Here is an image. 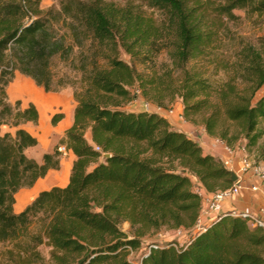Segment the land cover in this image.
I'll use <instances>...</instances> for the list:
<instances>
[{
  "label": "trees",
  "instance_id": "1",
  "mask_svg": "<svg viewBox=\"0 0 264 264\" xmlns=\"http://www.w3.org/2000/svg\"><path fill=\"white\" fill-rule=\"evenodd\" d=\"M145 1L163 20L133 3L61 0L59 10H44L41 0H0V264H264V232L245 216L227 214L197 232L204 205L194 180L208 193L230 188L232 172L223 162L166 116L123 108L134 87L158 103L179 97L184 119H200L208 136L231 147L240 139L247 148L258 146L264 95L255 97L264 88V43L241 54L237 67H225V78L221 66L209 75L192 63L214 49L210 10L264 14V0ZM162 52L172 68L146 79L137 64L154 65ZM56 57L80 74L74 122L62 141L75 160L65 187L40 192L16 213L18 191L60 162L56 152L41 163L26 155L38 140L21 126L38 123L39 111L11 105L6 87L19 71L50 90ZM61 118L56 114L53 124ZM5 125L15 133L2 134ZM258 154L264 165V145ZM124 223L132 238L121 230ZM163 229H183L189 238L150 244L139 260L132 258L142 238Z\"/></svg>",
  "mask_w": 264,
  "mask_h": 264
},
{
  "label": "rangeland",
  "instance_id": "2",
  "mask_svg": "<svg viewBox=\"0 0 264 264\" xmlns=\"http://www.w3.org/2000/svg\"><path fill=\"white\" fill-rule=\"evenodd\" d=\"M105 1L119 5L133 3L147 14H152L158 21L163 20L162 12L152 8L145 0ZM60 2L61 0H41V7L44 10L50 8L59 10ZM209 14V21L214 24L217 32L214 49L209 59L199 60L192 64L196 67L206 68L205 70L209 75L215 72L216 67L221 66L223 69L219 71V77L225 78L228 76V73L224 68L227 66L237 67L241 61V54L248 50L261 49L264 43V14H253L245 9L234 10L225 16L215 14L212 10H210ZM58 28L60 32L65 31L63 24L59 25ZM72 58L76 57L73 55ZM120 58L131 63L130 57L123 51L120 54ZM71 60L73 61L74 59ZM136 68L145 74L144 77L146 79H150L155 74L159 77L163 76L164 72L172 68V63L166 52H162L156 58L154 65L137 64ZM52 74L53 81L50 90L39 86L32 78L21 74L19 71L14 73L12 81L6 87L7 100L11 105L15 106L18 101L21 103V108L34 104L39 111L40 119L38 123L28 122L21 126L38 140L37 146L26 150V155L30 159L41 163L45 154L56 152L57 159L60 162L58 170H51L45 178L40 179L33 187L23 188L18 191L15 195V212L24 210L34 201L40 192L50 190L53 187H65L69 181L70 169L74 158L70 157L69 154L68 156L62 155L59 147L64 146L62 141L65 133L73 123V115L77 106L74 94L77 90L81 89L80 74L70 67V61H63L59 57H56L53 61ZM131 93L133 99L123 105L124 109L158 112L166 116L176 129L184 131L189 137L194 138L197 143H205L207 145V148L205 146L206 152H211V147L217 138L207 135L203 124L199 121L200 119L197 122L184 119L183 102L179 97H175L172 102L169 101V98H166L165 100H160V103H158L152 94L149 95V98H146L139 87L131 88ZM263 95L264 88L256 95L255 100H258ZM56 114H61L62 118L56 124H53L52 119ZM262 128H264V125ZM15 131L16 128L7 125L2 127V134H14ZM87 137L90 140V134ZM246 145L247 140L240 139L236 145L230 146L233 149L236 163L242 159H246L253 164L262 163L258 158V153L260 147L264 145V136L258 146L247 148ZM219 154L221 153L219 152ZM194 187L196 190L199 189V182L196 180H194ZM244 196L239 199H242ZM120 228L129 238L134 236L129 223L121 224ZM188 238V232L183 229H163L161 232H152L140 240V250L133 252L132 258L139 260L141 255L148 250L150 244L163 245L166 242L174 240L180 244H184ZM3 247V244L0 243V248ZM42 249L47 254L49 249L46 247Z\"/></svg>",
  "mask_w": 264,
  "mask_h": 264
},
{
  "label": "built area",
  "instance_id": "3",
  "mask_svg": "<svg viewBox=\"0 0 264 264\" xmlns=\"http://www.w3.org/2000/svg\"><path fill=\"white\" fill-rule=\"evenodd\" d=\"M218 148L222 150L221 154L217 151ZM59 151L64 156H68L70 152L66 146H60ZM211 154L218 157L228 170L236 174L237 180L230 188L214 193L205 192L200 188L195 190L202 198L203 205L205 206L203 213H201L198 219L197 232L204 230L206 227L203 224V215L210 216L212 221H214L221 219L222 216L227 214L231 216H245L252 227H260L264 232V205L258 214L249 212L239 213L235 210L225 211L227 203L236 201L246 193L262 194L264 196V165L253 164L246 159H242L236 163L233 149L220 139L214 140Z\"/></svg>",
  "mask_w": 264,
  "mask_h": 264
},
{
  "label": "crops",
  "instance_id": "4",
  "mask_svg": "<svg viewBox=\"0 0 264 264\" xmlns=\"http://www.w3.org/2000/svg\"><path fill=\"white\" fill-rule=\"evenodd\" d=\"M73 122H74V118H73ZM72 125H73V123L69 126V128ZM192 139L195 140L194 138H192ZM198 144L206 152L205 149L207 148V145H205V143H203V144L202 143H198ZM203 145H204V147H203ZM205 146H206V148H205ZM217 151L220 152V153L222 152V150L220 148H218ZM209 153H211V152H209ZM69 156L73 157L74 160H75V155L72 152H69ZM74 160H73V162H74ZM73 162H72V165H73ZM71 168H72V166H71ZM70 171H71V169H70ZM244 195L245 196L242 199L227 203L225 205V211L237 210L239 213H247V212H249V213L258 214L260 212L261 208L264 205V196L262 194H250V193H246ZM204 208H205V206H204ZM22 211H19V212H16V213H20ZM202 213H203V211H202ZM211 222H212V218L210 216L203 215V224L204 225H208Z\"/></svg>",
  "mask_w": 264,
  "mask_h": 264
},
{
  "label": "water",
  "instance_id": "5",
  "mask_svg": "<svg viewBox=\"0 0 264 264\" xmlns=\"http://www.w3.org/2000/svg\"><path fill=\"white\" fill-rule=\"evenodd\" d=\"M104 157H105V158H108V157H110V155L107 154V155H105ZM236 180H237V176H236V174L232 173V181L235 182Z\"/></svg>",
  "mask_w": 264,
  "mask_h": 264
}]
</instances>
